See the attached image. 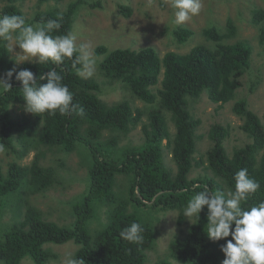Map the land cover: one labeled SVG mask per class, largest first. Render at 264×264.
<instances>
[{
    "label": "trees",
    "instance_id": "16d2710c",
    "mask_svg": "<svg viewBox=\"0 0 264 264\" xmlns=\"http://www.w3.org/2000/svg\"><path fill=\"white\" fill-rule=\"evenodd\" d=\"M0 16L19 15L28 24L59 19L61 27L51 35L73 32L78 14L86 5L93 8L99 3L87 0L71 1L65 10L38 12L29 21L17 5L18 0H6ZM43 5L51 0H37ZM60 1V0H59ZM121 14L129 18L132 9L120 6ZM260 31V43L264 45V11L256 10L253 18ZM227 32L216 26L203 31V36L213 46L201 44L186 54L168 52L161 57L154 48L139 50H110L105 46L96 49L97 75L79 77L66 60L57 67L51 61L46 64L25 62L16 65L12 54L0 44V79L6 77L8 69H30L36 76L51 69L63 75V83L73 94L72 103L84 109V116H55L30 114L14 118L15 109H23L22 84L13 76L12 90L0 96V145L24 158L30 151L42 147L52 152L73 153L80 144L89 150V185L85 193L76 199L72 215L74 221L67 226L45 219L42 212L28 200L27 193H44L57 184V171L43 167L44 155L36 154L31 165L13 163L7 174L0 164V198L15 196L18 219L5 228L0 235V264H22L30 258L34 264H48L58 259L49 245H64L74 242L80 248L75 259L82 264H146L147 254L156 243V229L140 217L139 212L149 209L154 212L177 211L179 224L185 217L183 208L187 201L207 186L226 195L234 190L235 173L241 168L260 185L259 189L242 204L249 209L264 201V124L261 118L241 99L234 104L233 111L243 124L241 130L250 143L236 148L229 155L226 140L230 127L213 126L209 138L213 146L206 153V160L196 159L197 131L202 120L192 112V106L208 91L214 104L225 106L234 101L243 86V77L251 69L253 47L248 41L228 43L237 35V27L230 19ZM179 43L185 44L195 32L184 26L173 31ZM7 79V77H6ZM46 82V81H44ZM121 85L136 99L151 106L148 122L143 125L142 145L121 148L122 137H128L142 123L144 113L134 112L129 101L108 104L102 98L104 85ZM189 100H192L190 102ZM191 108V109H190ZM175 132H171L170 122ZM110 132L111 138L105 139ZM120 132V136L116 135ZM172 151L177 171L165 163L164 142ZM21 146V152L17 150ZM203 173L191 178L193 171ZM120 176L127 177L128 187L118 194ZM130 206L134 212H130ZM108 207V221L94 230L95 220H100L101 209ZM23 209L25 210L23 214ZM19 215V216H18ZM208 210L203 209L198 224L182 230L170 244V256L182 264H222L225 259L221 245L231 239L209 240L206 236ZM142 225L143 241L129 243L120 233L131 223ZM158 264H173L165 259Z\"/></svg>",
    "mask_w": 264,
    "mask_h": 264
},
{
    "label": "rangeland",
    "instance_id": "374dc122",
    "mask_svg": "<svg viewBox=\"0 0 264 264\" xmlns=\"http://www.w3.org/2000/svg\"><path fill=\"white\" fill-rule=\"evenodd\" d=\"M71 1L74 0H51L41 5L37 0H18L17 5L24 12L26 18L31 21L38 12L65 10ZM87 1L100 5L96 8L86 5L81 9L74 24L73 33L77 35V44L89 45L95 60H98L95 52L100 46H105L111 51L154 48L161 57H164L168 52L186 54L201 44L211 47L213 42H209L203 36V31L216 26L222 33H226L227 22L231 19L237 27V35L228 43L250 42L253 47L252 66L243 77V86L238 90L234 101L225 106L214 104L209 99V92L206 91L201 99L192 106L193 115L202 120V125L197 131L198 146L195 157L198 161L206 160V153L213 146L209 133L216 124L231 129L230 137L225 142L229 155H232L236 148L251 142L241 130L243 121L237 117L233 108L239 100H247L249 108L261 118L264 124V45L260 43V31L253 20L256 10L264 11V0H201L202 6L199 14L185 24L179 25L195 32V35L185 44L179 43L173 33L178 25L173 23L174 13L167 0ZM6 4V0H0V11ZM120 6L131 8V17H124L120 12ZM13 55L15 53H12ZM96 75L97 70L93 77ZM3 78L6 80V77ZM101 98L108 104H117L127 100L132 104L134 112L139 110L144 113L142 123L128 137H122L119 146L123 148L142 145L144 142L142 127L148 122L151 106L136 99L119 84L104 85ZM189 101L192 102V100ZM12 113L16 119L21 118L24 113L25 116L30 117V114L23 109H15ZM169 122L171 132L174 133V125L171 121ZM116 133L120 136V132ZM110 134V132L105 133L104 138H111L112 135L110 136ZM167 143V141L164 142L165 163L172 171H177L172 151ZM17 150L21 152L20 145H18ZM36 154L44 155L41 160L42 166L55 169L58 181L47 192L38 194L28 192L27 198L42 212L46 220L55 222L60 226L70 225L74 221L72 204H75L76 199L86 192L89 185V150L84 144H80L78 149L70 154L55 153L42 147L30 151L24 158H21L18 154L4 147V150L0 151V164L4 173L7 174L13 163L21 166L31 165ZM203 172V169L197 168L193 171L191 178L198 177ZM127 187V177L120 176L116 189L120 193L118 195L123 196L121 191ZM18 202V198L12 195L0 198V235L5 231V228L17 221ZM108 210V207L101 209L100 220H95L92 225L94 230L100 229L102 224L107 223ZM129 211L134 212V207L130 206ZM22 212L24 214L25 210L23 209ZM139 215L146 223H150L152 220V226L155 227L157 233L155 247L147 254L146 264H158L159 261L165 259L173 264H182L171 258L170 244L182 230L187 232L192 225L189 220L186 218L184 224L180 225V213L177 211L153 213L147 209L140 211ZM195 221L194 219L193 222L195 223ZM48 248L58 255V259L52 260L48 264H64L67 259L75 258L80 247L74 242H69L64 245H49ZM22 264L34 263L28 258Z\"/></svg>",
    "mask_w": 264,
    "mask_h": 264
},
{
    "label": "clouds",
    "instance_id": "9594fccd",
    "mask_svg": "<svg viewBox=\"0 0 264 264\" xmlns=\"http://www.w3.org/2000/svg\"><path fill=\"white\" fill-rule=\"evenodd\" d=\"M173 10L175 25H183L198 15L201 0H167ZM61 27L59 19L28 24L19 15L0 16V44L6 52L15 53L12 59L16 65L25 62L46 64L51 61L60 67L66 60L71 61L75 74L91 78L97 70V63L87 44H77V35L71 31L63 35H51ZM19 49V51H16ZM13 76L22 84L23 110L26 113L61 116L75 113L84 116V109L72 103L73 94L63 83V75L51 69L48 73L36 76L30 69H8L7 79H0V96L12 90ZM46 81V82H44ZM4 146L0 145V151ZM234 190L227 195L219 190L213 192L207 186L196 192L183 208V216L191 224L194 219L200 222L201 212L207 206L208 223L206 236L209 240L220 241L231 236L221 245L225 255L222 264H264V201L249 209L242 207L249 197L260 187L259 183L241 168L234 176ZM144 229L137 222L124 228L120 236L133 244L143 241ZM64 264H82V260L69 258Z\"/></svg>",
    "mask_w": 264,
    "mask_h": 264
}]
</instances>
